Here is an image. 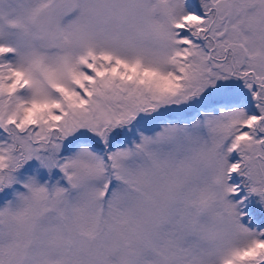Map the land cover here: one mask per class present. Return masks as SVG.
Wrapping results in <instances>:
<instances>
[{
    "label": "snow or ice",
    "instance_id": "1",
    "mask_svg": "<svg viewBox=\"0 0 264 264\" xmlns=\"http://www.w3.org/2000/svg\"><path fill=\"white\" fill-rule=\"evenodd\" d=\"M0 264H264V0H0Z\"/></svg>",
    "mask_w": 264,
    "mask_h": 264
}]
</instances>
